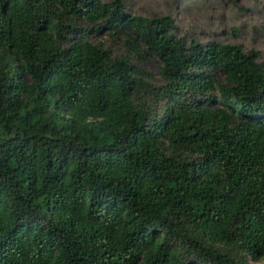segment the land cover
<instances>
[{"label":"trees","instance_id":"trees-1","mask_svg":"<svg viewBox=\"0 0 264 264\" xmlns=\"http://www.w3.org/2000/svg\"><path fill=\"white\" fill-rule=\"evenodd\" d=\"M256 55L124 0H0V264L264 258Z\"/></svg>","mask_w":264,"mask_h":264},{"label":"rangeland","instance_id":"rangeland-1","mask_svg":"<svg viewBox=\"0 0 264 264\" xmlns=\"http://www.w3.org/2000/svg\"><path fill=\"white\" fill-rule=\"evenodd\" d=\"M131 13L143 15L170 14L175 31L201 42L218 40L241 45L257 52L264 60V0H124ZM111 42V40H110ZM113 50L121 52L118 41ZM156 72V58L141 62ZM264 264V258L255 262Z\"/></svg>","mask_w":264,"mask_h":264}]
</instances>
